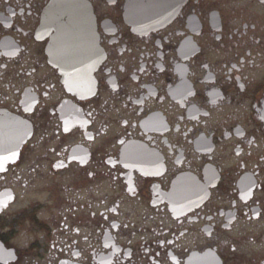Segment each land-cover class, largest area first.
I'll return each mask as SVG.
<instances>
[{
  "label": "flooded vegetation",
  "instance_id": "1",
  "mask_svg": "<svg viewBox=\"0 0 264 264\" xmlns=\"http://www.w3.org/2000/svg\"><path fill=\"white\" fill-rule=\"evenodd\" d=\"M53 1L0 0L11 264H264V0H171L142 32L128 0H72L98 60L73 85Z\"/></svg>",
  "mask_w": 264,
  "mask_h": 264
},
{
  "label": "water",
  "instance_id": "2",
  "mask_svg": "<svg viewBox=\"0 0 264 264\" xmlns=\"http://www.w3.org/2000/svg\"><path fill=\"white\" fill-rule=\"evenodd\" d=\"M179 5V1L171 0H128L125 16L134 30L148 31L169 23ZM86 13L84 7L77 2L55 0L47 7L43 16L44 34L55 32L49 45L52 63L61 69L71 85L77 75L92 74L98 63L93 56L92 34ZM24 141L25 138L21 140L22 143ZM17 149L18 152L19 148ZM14 261V252L6 250L0 244V264Z\"/></svg>",
  "mask_w": 264,
  "mask_h": 264
}]
</instances>
